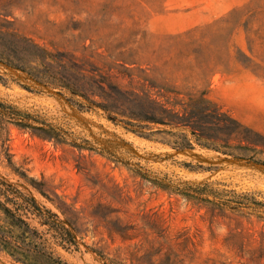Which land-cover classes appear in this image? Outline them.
<instances>
[{"label": "rangeland", "instance_id": "obj_1", "mask_svg": "<svg viewBox=\"0 0 264 264\" xmlns=\"http://www.w3.org/2000/svg\"><path fill=\"white\" fill-rule=\"evenodd\" d=\"M1 25L103 69L142 67L158 83L206 89L217 102L230 71L240 65L258 69V61L264 62V0H0ZM0 75L1 100L68 129V142L81 137L97 149L15 127L0 143V179L33 197L42 210L57 213L74 234L76 249L54 245L63 262L264 264V215L227 209V216L211 219L206 207L155 184L182 189L221 182L264 201V165L197 146L173 149L126 131L99 109L79 110L67 93L20 71L0 64ZM238 108L240 114L233 115L264 135V106ZM255 155L264 160V152ZM33 185L74 211L78 231ZM3 217L0 210V223ZM30 220L52 240L46 225ZM0 264L51 263L32 256L17 261L0 251Z\"/></svg>", "mask_w": 264, "mask_h": 264}, {"label": "trees", "instance_id": "obj_2", "mask_svg": "<svg viewBox=\"0 0 264 264\" xmlns=\"http://www.w3.org/2000/svg\"><path fill=\"white\" fill-rule=\"evenodd\" d=\"M0 64L24 73L33 82L61 95L67 93L68 101L79 110L103 111L115 125L139 137L159 141L176 150L197 146L264 165V160L255 155L264 152V135L210 98L206 89L182 91L175 85L158 83L142 67L107 65V69H103L72 52L51 51L3 25L0 26ZM118 77L126 79L127 83L118 82ZM0 80H4L2 75ZM180 94L186 98H177ZM12 127L27 130L41 139L97 151L85 138L75 137L80 138V142H68L67 135L73 133L50 123L43 115L0 99L1 145L9 139ZM6 155L11 164L8 153ZM30 181L35 184L34 179ZM155 184L206 207L211 219L227 216V209L264 215V201L258 199L255 192H237L221 182L186 184L182 189L158 181ZM33 186L55 205L68 225L78 231L74 211L65 202L55 201L37 185ZM0 210L4 214L0 223V251L17 261L32 256L51 264H66L54 254V245L77 248L74 234L61 223L57 213L47 208L42 210L33 197L1 179ZM30 218L46 225L52 240L46 238Z\"/></svg>", "mask_w": 264, "mask_h": 264}, {"label": "crops", "instance_id": "obj_3", "mask_svg": "<svg viewBox=\"0 0 264 264\" xmlns=\"http://www.w3.org/2000/svg\"><path fill=\"white\" fill-rule=\"evenodd\" d=\"M260 67L250 68L245 65L235 67L222 81L218 102L233 114H240L238 107L264 106V62ZM239 120H242L237 116Z\"/></svg>", "mask_w": 264, "mask_h": 264}]
</instances>
